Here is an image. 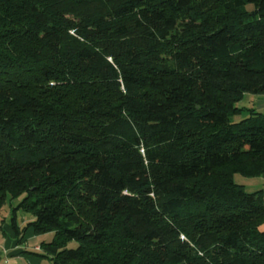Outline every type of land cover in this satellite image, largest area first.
I'll return each instance as SVG.
<instances>
[{
  "label": "trees",
  "instance_id": "obj_1",
  "mask_svg": "<svg viewBox=\"0 0 264 264\" xmlns=\"http://www.w3.org/2000/svg\"><path fill=\"white\" fill-rule=\"evenodd\" d=\"M247 93L264 0H0V211L23 196L53 264H264Z\"/></svg>",
  "mask_w": 264,
  "mask_h": 264
},
{
  "label": "rangeland",
  "instance_id": "obj_2",
  "mask_svg": "<svg viewBox=\"0 0 264 264\" xmlns=\"http://www.w3.org/2000/svg\"><path fill=\"white\" fill-rule=\"evenodd\" d=\"M197 8H198L200 13L208 14L207 8L205 5H203V4L199 5V6H197ZM259 97H264V95H256V94L247 93L245 95V97L243 98V100H241L238 103L239 107H244V111L242 112L241 115L236 116L235 119L239 120L241 118H245V117L249 116L248 115L249 110H247V109L253 108V106H254L253 104L255 102H257ZM235 181L239 184H244V186L246 187L248 192H254V191L264 187V177L263 176L247 177V176H244L242 174L237 173L235 175ZM22 200H23V196L15 198L14 200H9L6 202V204L3 206V208L0 211V225L3 226L5 223L10 224L13 208L17 209V212H18L17 214H18L19 222L21 223V225L23 223L25 224L27 221L32 220L34 218L31 213L25 212L23 209H21L19 207ZM21 238L22 239L18 240V244H22L25 247L29 246L30 249H28V250H30V251L32 250L31 252H33V249H34L33 247L36 244H38L44 240H47V241L52 240L53 233H47V234L39 235V237H38V236H35L31 230H26L24 232V234H22ZM9 239H11V237H10V234L8 233V231L5 230V228H1L0 229V252L2 254H3L4 249L7 247ZM121 241H123V243H121L120 246L118 245V247L124 248L126 245L127 247H129V249H132V250L137 251V252L141 251V249L143 248V243L138 242V241H127L125 239H123ZM69 246L70 247H76L77 243L72 241V242H70ZM35 249L39 250L40 247L35 246ZM24 251H26V250L24 249ZM21 252L24 253L23 249L21 250ZM21 252H19L18 255L22 254ZM30 255L38 257L42 261H45V262H43V264H53L48 258H42V257H39V256L32 254V253ZM3 257H4V259H2V262L0 264H31L29 262L27 256H25V254L22 257H17V256H10V257L8 256L7 257L5 254H3Z\"/></svg>",
  "mask_w": 264,
  "mask_h": 264
},
{
  "label": "crops",
  "instance_id": "obj_3",
  "mask_svg": "<svg viewBox=\"0 0 264 264\" xmlns=\"http://www.w3.org/2000/svg\"><path fill=\"white\" fill-rule=\"evenodd\" d=\"M253 108L256 109L259 112H263L264 113V97H259V99L257 100V102H255L253 104ZM264 177V175H262ZM264 189V187H263ZM2 228H5V230L8 231V233L10 234L11 239H9L7 247L4 249L3 254H5L7 257L9 256H17V257H22L24 254L25 256H27L29 262L31 264H43V262L41 259H39L38 257L32 256L30 255V253L27 252V250L29 249V246L25 247L22 244H18V239L16 237V233L14 232L12 226L10 224L5 223ZM262 229H264V224L261 226ZM39 244H36L35 246H38ZM34 246V248H35ZM23 249V252H21V250ZM24 249L26 251H24ZM21 252L22 254L18 253ZM3 254L0 252V263L2 262V259H4Z\"/></svg>",
  "mask_w": 264,
  "mask_h": 264
}]
</instances>
